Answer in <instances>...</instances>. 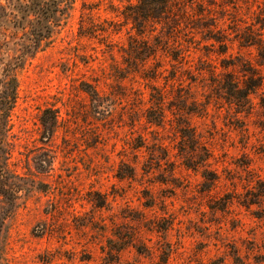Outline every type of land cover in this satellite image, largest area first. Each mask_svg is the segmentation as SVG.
<instances>
[{
  "label": "rangeland",
  "instance_id": "obj_1",
  "mask_svg": "<svg viewBox=\"0 0 264 264\" xmlns=\"http://www.w3.org/2000/svg\"><path fill=\"white\" fill-rule=\"evenodd\" d=\"M128 1L75 0L17 73L8 167L23 191L14 207L0 198V264H264V65L232 33L254 17L208 0L202 27L173 36L153 22L143 38ZM144 45L157 50L141 61ZM248 70L262 86L237 109L222 83Z\"/></svg>",
  "mask_w": 264,
  "mask_h": 264
},
{
  "label": "trees",
  "instance_id": "obj_2",
  "mask_svg": "<svg viewBox=\"0 0 264 264\" xmlns=\"http://www.w3.org/2000/svg\"><path fill=\"white\" fill-rule=\"evenodd\" d=\"M136 0L128 1L121 15L131 24L138 36L145 38V29L153 22L161 25L165 34L175 36L177 30L186 25L202 27L213 17L207 0ZM235 1V0H234ZM254 20L243 28L233 29L234 41L241 49H254L257 66L264 65V0H239ZM209 2V4H208ZM75 0H4L0 4V198L14 207L23 189L9 177L10 157L9 135L12 129L11 113L17 101V73L36 55L48 48L70 18ZM207 3V4H205ZM236 8V7H235ZM222 50L227 52V43L221 36L210 37ZM158 47L170 49L168 43L158 41ZM157 50V49H156ZM153 46L135 49L138 59L145 61L156 52ZM176 50V48H175ZM173 50V51H175ZM169 56L177 60L176 51ZM249 71L248 80L239 85L230 75H225L222 88L230 104L245 109L249 96L262 86L261 77ZM152 79V78H150ZM149 123L159 126L162 117L146 118ZM42 138L48 140L57 128V116L53 110H45L40 117ZM186 167H190L185 164ZM264 194V191L262 192Z\"/></svg>",
  "mask_w": 264,
  "mask_h": 264
}]
</instances>
